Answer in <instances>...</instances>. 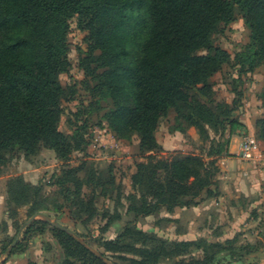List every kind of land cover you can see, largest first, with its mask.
I'll use <instances>...</instances> for the list:
<instances>
[{"label":"trees","instance_id":"obj_1","mask_svg":"<svg viewBox=\"0 0 264 264\" xmlns=\"http://www.w3.org/2000/svg\"><path fill=\"white\" fill-rule=\"evenodd\" d=\"M235 11L249 29V41L234 61L240 72L251 71L264 60V0H0V173L17 152L29 157L45 147L66 159L74 149L83 148L80 130L72 140L58 129L60 104L55 80L69 68L67 36L70 20L76 17L78 28L87 33L81 66L94 78L98 96L110 101L103 119L118 137L134 133L139 150L150 152L146 161L136 163L132 186L140 197L136 193L128 196L129 211L146 216L162 207L172 211L195 204V198L212 183L215 160L178 152L160 154L163 149L155 134L171 109L175 122L184 121L199 131L203 122L210 126L220 122L224 127L220 114L228 109L222 114L234 133L237 120L229 115L228 104L217 103L213 109L176 91L194 88L201 96L212 97L211 77L231 56L212 44L211 35L221 24L230 23ZM91 63L95 64L92 69ZM235 93L234 103L241 95L236 89ZM261 96L264 98V86ZM255 128L264 142V114L256 120ZM220 151L214 147L209 154ZM79 169L53 174V184L66 203L73 199L80 205V213L92 214V200L84 203L79 197ZM41 190L21 175L9 178L5 205L10 217L24 205L28 217L44 214L48 207L42 205ZM24 225L21 239H16L19 226L9 237L10 244L16 239L10 255L24 251L33 231L49 228L64 252L58 264H107L102 259L104 253L94 254L43 219ZM98 244L105 251L138 257L130 259L132 264H155L164 255L186 251L192 242L161 239L127 223L115 237ZM204 244L211 249V253L205 252L208 264L220 261V254L230 251L220 243ZM6 250L7 245L2 244L0 254Z\"/></svg>","mask_w":264,"mask_h":264},{"label":"rangeland","instance_id":"obj_2","mask_svg":"<svg viewBox=\"0 0 264 264\" xmlns=\"http://www.w3.org/2000/svg\"><path fill=\"white\" fill-rule=\"evenodd\" d=\"M76 22V17L70 20L67 36L69 68L67 72L58 74L55 80L60 104L58 129L72 140H75L76 130H80L85 141L83 148L74 149L66 159L57 157L53 150L45 147L29 157L21 152L15 153L0 173V195L6 199L7 181L17 175L31 185L41 186L42 205L48 207L43 215L70 229L93 250L104 253L102 257L113 264H132L130 259L138 258L130 253L105 251L98 244L115 237L127 223L161 239L192 242L186 251L164 255L155 264H198L197 261L208 264L205 252L211 253V249L204 242L220 243L230 249L220 254V261L213 264L264 263V142L255 128L256 120L264 114V98L261 96L264 60L246 72H240V66L234 61L235 54L249 41V29L242 15L235 11L233 20L221 24L219 30L211 35L212 44L225 49L231 56V61L223 64L211 77L212 97L201 96L194 88L176 91L190 99H200L213 109L217 103L228 104L231 109L229 115L237 120L234 133L230 132L227 116L222 114L228 109H223L220 114L224 127L220 122L215 126L203 122L204 128L200 131L184 121L175 122V112L171 109L161 119L155 134L163 149L160 154L178 152L198 155L204 161L214 159L212 183L195 198V204L177 206L172 211L162 207L146 216H136L129 211L131 202L128 196L136 193L140 197L139 192L133 189L132 175L136 171V163L146 161L145 156L150 152L139 150L134 133L128 138L118 137L103 119L110 101L98 96L94 78L81 66V58L86 57L87 52V33L78 28ZM94 67V63L89 66L90 69ZM235 89L241 93L236 103ZM234 134L231 155L229 147ZM247 136H253L258 143L251 158L242 157L239 153L240 143ZM214 147H220L221 151L210 155ZM230 156L236 159L228 164ZM78 166L80 169L76 176L81 180L79 197L84 203L92 200V214L80 213V205H75L73 199L66 203L63 195L58 193L59 188L53 184V174ZM16 210L17 214L10 217L4 200L0 213V247L6 244L7 250L0 254V264H9L19 257L34 264L61 262L63 249L49 228L41 233L33 231L22 253L9 254L12 244L8 240L16 227L19 226L17 238L21 239L24 223L43 219L42 214L28 217L27 205ZM239 252L240 255L237 254ZM233 258L236 260H231Z\"/></svg>","mask_w":264,"mask_h":264},{"label":"water","instance_id":"obj_3","mask_svg":"<svg viewBox=\"0 0 264 264\" xmlns=\"http://www.w3.org/2000/svg\"><path fill=\"white\" fill-rule=\"evenodd\" d=\"M41 217L48 223H50L53 227H56L60 230H63L65 232H67L68 234H70L72 237H74L76 240H78L80 243H82L84 246H86L90 251H92L94 254L98 255V256H101L97 251L93 250L89 245H87L86 243H84L82 240H80L77 235L75 233H73L70 229H68L67 227L61 225L60 223L54 221V220H51L50 217H48L47 215H41ZM34 218L31 217L30 220H32ZM17 239V237H16ZM16 239L13 241L12 245L15 243ZM11 247H9L10 249ZM102 259L107 263V264H113L111 261H109L108 259L102 257ZM264 264V263H262Z\"/></svg>","mask_w":264,"mask_h":264},{"label":"built area","instance_id":"obj_4","mask_svg":"<svg viewBox=\"0 0 264 264\" xmlns=\"http://www.w3.org/2000/svg\"><path fill=\"white\" fill-rule=\"evenodd\" d=\"M258 143L253 136H247L241 143L239 153L242 157L251 158L257 150Z\"/></svg>","mask_w":264,"mask_h":264},{"label":"crops","instance_id":"obj_5","mask_svg":"<svg viewBox=\"0 0 264 264\" xmlns=\"http://www.w3.org/2000/svg\"><path fill=\"white\" fill-rule=\"evenodd\" d=\"M236 135H232L231 137V145L229 147V153L232 155L233 154V149H232V144H233V140L235 139ZM234 159H236V157H228V164H231ZM5 200V196L4 195H0V213H2V207H3V202ZM9 264H26L25 259L22 257L16 258L13 261H9Z\"/></svg>","mask_w":264,"mask_h":264}]
</instances>
